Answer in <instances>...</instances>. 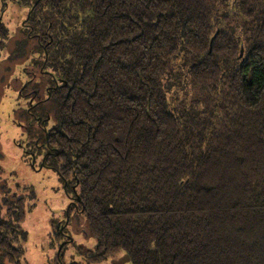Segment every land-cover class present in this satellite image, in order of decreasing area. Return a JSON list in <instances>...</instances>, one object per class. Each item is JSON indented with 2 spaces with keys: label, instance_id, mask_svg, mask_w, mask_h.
<instances>
[{
  "label": "trees",
  "instance_id": "trees-1",
  "mask_svg": "<svg viewBox=\"0 0 264 264\" xmlns=\"http://www.w3.org/2000/svg\"><path fill=\"white\" fill-rule=\"evenodd\" d=\"M9 1L35 41L20 95L35 70L55 88L48 162L81 202L85 264H264V0ZM7 204L0 264H19Z\"/></svg>",
  "mask_w": 264,
  "mask_h": 264
},
{
  "label": "rangeland",
  "instance_id": "rangeland-1",
  "mask_svg": "<svg viewBox=\"0 0 264 264\" xmlns=\"http://www.w3.org/2000/svg\"><path fill=\"white\" fill-rule=\"evenodd\" d=\"M25 17L24 8L7 0L2 21L8 28L9 41L0 52V213L4 215L7 203L22 198L25 218L20 227L25 238L19 244L24 249L19 264H57L56 254L62 242L54 241L53 232L54 226L66 219L68 198L57 173L42 167L38 139L24 129L20 116L30 100L20 95L19 87L22 89L27 81L19 74V67L35 44L34 40L24 41L21 26ZM35 73L34 81L41 86V93L47 77L37 70ZM65 233L72 243L62 253L63 264H85L84 254L94 248L95 242L83 218L71 215ZM125 258L120 253L95 264H130Z\"/></svg>",
  "mask_w": 264,
  "mask_h": 264
},
{
  "label": "flooded vegetation",
  "instance_id": "flooded-vegetation-1",
  "mask_svg": "<svg viewBox=\"0 0 264 264\" xmlns=\"http://www.w3.org/2000/svg\"><path fill=\"white\" fill-rule=\"evenodd\" d=\"M29 13L22 21L21 27H24L25 29L29 28V25L25 24V22L29 18ZM45 74L47 73L45 72ZM31 75L33 76L34 79L35 75L33 73H31ZM31 83H33V80L31 81ZM54 83L57 84L58 82L55 80ZM36 84L38 85V87H34V89H31L30 91H28V93L26 94L23 93V95H21L23 97H27L28 101L30 100V102L26 106L25 110H23V112H25V115L22 112L20 116L24 121V125H25L24 129L29 131L32 138L38 139L39 145L37 146L39 148L38 149L39 152L42 155V167L54 170L57 173L59 180L62 182L63 189L68 198L66 219L63 224L60 223L59 225L54 226L55 227L54 232L58 234L57 240L58 241L60 240V242H62L56 254V261L57 264H63V262L60 259L61 252L64 251L63 248L65 249L68 244L72 243V239H70V237L65 233L66 228L68 224H70L71 222V215H74L75 218H80L82 217L83 209L82 208L80 209L81 202L77 197L75 189L73 187H70L71 189L70 191H68L67 182L61 178L57 169L54 166H52V162L51 163L48 162V159L51 160L56 155L53 152V150H51L47 145V134L51 128V124L53 120L51 113L47 110H44V108H42V105H45V103L49 99L50 90L55 88H52L50 84H48L47 82L43 86V89L41 90L40 93L41 86L39 85L38 82ZM27 87H28L27 85H25L22 89L20 87L19 88L21 91L20 94L26 91ZM40 109L43 114L41 113Z\"/></svg>",
  "mask_w": 264,
  "mask_h": 264
}]
</instances>
